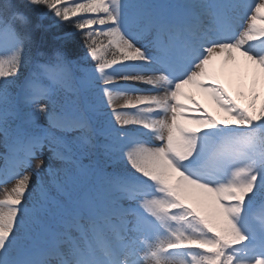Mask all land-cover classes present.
<instances>
[{
  "label": "snow or ice",
  "instance_id": "snow-or-ice-1",
  "mask_svg": "<svg viewBox=\"0 0 264 264\" xmlns=\"http://www.w3.org/2000/svg\"><path fill=\"white\" fill-rule=\"evenodd\" d=\"M262 86L264 0H0V264H264Z\"/></svg>",
  "mask_w": 264,
  "mask_h": 264
},
{
  "label": "rangeland",
  "instance_id": "rangeland-1",
  "mask_svg": "<svg viewBox=\"0 0 264 264\" xmlns=\"http://www.w3.org/2000/svg\"><path fill=\"white\" fill-rule=\"evenodd\" d=\"M214 70L216 72L217 82L224 86L228 94L234 100H236L237 103H240L242 106H247L248 100L246 94L247 93L246 86L252 80L251 66H249L247 62L244 61L243 58L238 57L237 64L230 65L228 68H224L221 64V61L217 60L214 64ZM261 91H264V86H262ZM192 92H193L192 95L195 99L201 100V106L203 109L211 113L218 120L226 119L224 113L215 105V103L212 101L211 97L208 94L201 92L197 89H193ZM241 93H244V95H241ZM45 161H47L46 153H45ZM5 163L6 160L0 158V168H3L5 166ZM36 163L37 161H33L32 162L33 166H35ZM14 183L15 181L13 183L8 184L7 186H0V199L4 198L5 189L7 188L10 190V188ZM258 209L259 206H257L256 210Z\"/></svg>",
  "mask_w": 264,
  "mask_h": 264
},
{
  "label": "trees",
  "instance_id": "trees-1",
  "mask_svg": "<svg viewBox=\"0 0 264 264\" xmlns=\"http://www.w3.org/2000/svg\"><path fill=\"white\" fill-rule=\"evenodd\" d=\"M75 47H76V49H77L78 51L81 50L80 42H79L78 39L75 40Z\"/></svg>",
  "mask_w": 264,
  "mask_h": 264
},
{
  "label": "bare ground",
  "instance_id": "bare-ground-1",
  "mask_svg": "<svg viewBox=\"0 0 264 264\" xmlns=\"http://www.w3.org/2000/svg\"><path fill=\"white\" fill-rule=\"evenodd\" d=\"M192 90H193V89H189L188 91H190L191 94H193ZM195 100L197 101V103H199V104L201 105V100H199V99H195ZM196 114H198V113H196Z\"/></svg>",
  "mask_w": 264,
  "mask_h": 264
}]
</instances>
